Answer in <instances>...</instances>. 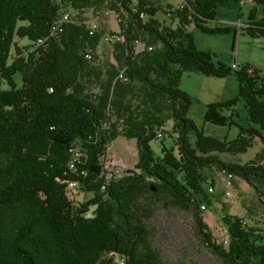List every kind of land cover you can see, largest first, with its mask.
I'll return each instance as SVG.
<instances>
[{
    "label": "trees",
    "instance_id": "trees-1",
    "mask_svg": "<svg viewBox=\"0 0 264 264\" xmlns=\"http://www.w3.org/2000/svg\"><path fill=\"white\" fill-rule=\"evenodd\" d=\"M225 1L182 0L184 6L170 13L174 26L156 17L172 5L150 0H0V264L113 262L106 255L125 257L126 264H165L148 224L159 206L191 212L195 236L224 264H264V230L224 213L225 244L203 216L202 205L211 204L206 185L214 184L216 171L245 180L264 198V75L214 62L193 38L194 28L230 31L206 25ZM253 2L264 6V0ZM89 9L119 13L124 36L113 43L118 66L107 68L98 91L92 86L103 72L85 53L95 55L104 33L90 35L83 17ZM68 10L75 12L71 21L55 29ZM242 28L264 37V21ZM17 36L31 42L27 52ZM39 39L45 40L36 45ZM137 40L154 49L135 54ZM187 72L236 76L239 96L209 104L204 115L206 122L237 125L235 139L207 136L188 117L191 99L180 89ZM239 102L245 124L235 119ZM169 122L173 144L161 139L158 155L151 142ZM118 137L136 139L138 162L132 172L108 179L105 155ZM257 146L247 161L222 158ZM70 181L93 197L76 204Z\"/></svg>",
    "mask_w": 264,
    "mask_h": 264
},
{
    "label": "rangeland",
    "instance_id": "rangeland-1",
    "mask_svg": "<svg viewBox=\"0 0 264 264\" xmlns=\"http://www.w3.org/2000/svg\"><path fill=\"white\" fill-rule=\"evenodd\" d=\"M245 1V4L235 0L219 3L216 6L214 18L208 20L206 25L210 28H229L230 31L206 33L194 28V43L199 51L210 52L213 55V61L216 63L222 62L226 65H232L236 60L240 66L256 68L261 75H264V37H252L242 28L251 20L264 21V6L254 3L253 0ZM160 4L163 8L168 4L178 6L180 0H162ZM68 11L75 15L73 10ZM251 11H254L253 19H250ZM83 17L86 18L88 24L96 21L103 33H112L119 30V23L113 12L105 11L96 14L89 9L85 11ZM156 17L162 22L172 23L174 26L177 24L175 20L166 18L163 11H159ZM235 30H237V34H235ZM15 40L20 47H23L24 52L29 50L31 42L27 38L17 36ZM94 59L95 65L103 72L101 78H97L92 86L95 91H98L97 86L106 78L107 68L111 65L118 66L113 44L102 40L97 47ZM15 79L20 85L22 82L21 73H17ZM4 87H8L7 83H4ZM180 89L191 99L188 117L205 135L222 140H233L237 137V125L221 126L206 122L204 118L209 104L225 103L239 96V82L235 75L213 77L201 73L187 72L181 78ZM261 99L264 101V95ZM235 108L238 113L235 119L240 124H245L246 111L243 102L237 103ZM225 113L229 114V111ZM171 133L172 122H169L163 138L164 144L168 147L173 144ZM151 146L156 154H161V139H154ZM259 149V146L254 147L247 153L236 157L224 154L222 158L228 161H247L253 158ZM137 162L136 139L118 137L109 145L105 155L107 178H119L132 172ZM225 179V175L218 171L214 172V184L212 185H214L215 190L214 192H208L211 204L204 210L203 216L217 242L226 244L228 234L223 222V214L229 213L241 216L247 221L248 225L264 230V198H260L255 189L239 177L232 179L233 187L230 188L232 195L227 196L226 191L229 188H227ZM210 186L209 184L206 185L207 191H209ZM69 194L76 204L93 197V193L84 192L80 189H71ZM94 209L95 206H92L86 215L91 216ZM148 224L153 230V246L161 252L165 264H182V262L189 264L192 260L202 264H224L217 256L207 250L195 236L191 212L159 206L154 216L148 220ZM110 258L113 262L105 264H118L116 256L106 255L104 257L106 260Z\"/></svg>",
    "mask_w": 264,
    "mask_h": 264
},
{
    "label": "built area",
    "instance_id": "built-area-1",
    "mask_svg": "<svg viewBox=\"0 0 264 264\" xmlns=\"http://www.w3.org/2000/svg\"><path fill=\"white\" fill-rule=\"evenodd\" d=\"M151 2H153L155 4V6H158L160 5V2L162 0H150ZM245 0H241V3L242 4H245ZM168 5H172V8H169L168 9V12H163L165 17L166 18H169L171 19V12L174 11V9H176L177 7H183L184 5L182 4V0H180V4L178 6H175L173 4H168ZM115 17L117 18L118 20V23H119V20H120V15L119 13H114ZM142 17H146V13H142L141 14ZM71 17H72V14L69 12V11H65L62 16L60 17V19L56 22V25H55V29H58V30H63V28H65L66 24L68 22L71 21ZM100 31V25L96 22V21H93L91 24H89V33L90 35H94L96 32ZM45 39H39L37 42H36V45H41V43L44 41ZM103 41L109 43V44H113L115 42H119V41H124V36L121 34V31L120 29L117 31V32H107V33H104L103 34V38H102ZM154 49V46L153 45H149L147 44L145 41L143 40H137L134 44V52L135 54H142V53H145V52H148V51H151ZM85 57L87 59H92L94 57V54L92 52V49H88L85 53ZM233 68H236L238 69L240 67V65L236 62V60L232 63L231 65ZM121 78L125 79L126 80V77L123 75V73H121L119 75ZM52 90V89H51ZM158 138L159 139H163L164 138V133L163 132H159L158 133ZM232 177L229 176V175H226V185H227V188H229L227 191H226V195L227 196H231L232 195V192L230 190V188L233 187V181H232ZM71 189H80V186H79V183L76 182V181H70L69 182V186H68V191L71 190ZM106 189V183H104L102 185V190H105ZM215 190V187L214 185H211L209 187V192H214ZM202 209L203 210H206V206L202 205ZM228 243V240L226 241V244ZM116 261L118 264H126V259L125 257H120V256H117L116 257Z\"/></svg>",
    "mask_w": 264,
    "mask_h": 264
},
{
    "label": "crops",
    "instance_id": "crops-1",
    "mask_svg": "<svg viewBox=\"0 0 264 264\" xmlns=\"http://www.w3.org/2000/svg\"><path fill=\"white\" fill-rule=\"evenodd\" d=\"M159 13V12H158Z\"/></svg>",
    "mask_w": 264,
    "mask_h": 264
}]
</instances>
